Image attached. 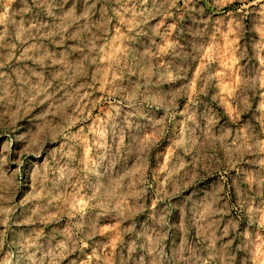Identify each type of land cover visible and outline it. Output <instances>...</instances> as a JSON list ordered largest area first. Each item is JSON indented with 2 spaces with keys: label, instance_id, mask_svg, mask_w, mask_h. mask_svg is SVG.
<instances>
[{
  "label": "clouds",
  "instance_id": "9594fccd",
  "mask_svg": "<svg viewBox=\"0 0 264 264\" xmlns=\"http://www.w3.org/2000/svg\"><path fill=\"white\" fill-rule=\"evenodd\" d=\"M0 264H264V0H0Z\"/></svg>",
  "mask_w": 264,
  "mask_h": 264
}]
</instances>
